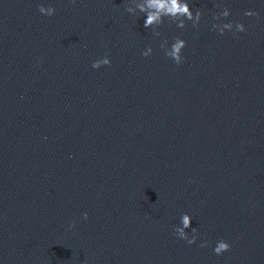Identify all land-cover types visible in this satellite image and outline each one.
Here are the masks:
<instances>
[{
  "label": "water",
  "instance_id": "1",
  "mask_svg": "<svg viewBox=\"0 0 264 264\" xmlns=\"http://www.w3.org/2000/svg\"><path fill=\"white\" fill-rule=\"evenodd\" d=\"M127 3L0 0V262L264 264V3L191 0L159 37Z\"/></svg>",
  "mask_w": 264,
  "mask_h": 264
},
{
  "label": "clouds",
  "instance_id": "2",
  "mask_svg": "<svg viewBox=\"0 0 264 264\" xmlns=\"http://www.w3.org/2000/svg\"><path fill=\"white\" fill-rule=\"evenodd\" d=\"M264 3V0H260ZM191 0H128L126 11L127 13L134 14L139 12L143 14V26L147 29H151L154 36L159 37L161 35L159 26L162 25L165 20L174 23L178 28H183L186 21H191L195 27L198 25L203 13L199 8L193 10L190 6ZM38 10L42 15L52 16L55 14V7L48 3L38 4ZM231 15V10L225 6L221 11L213 15V20H220L222 17L225 21L222 23H213L212 28L219 32L221 35L228 31L243 32L245 31V24L240 21L233 22L227 20ZM245 16H257L259 15L253 9H246ZM186 46V41L181 37H175L171 43L167 39L162 40L160 47L164 51V55L170 58L175 64L179 65L184 60L183 49ZM152 47L146 46L142 50L143 56H149L152 54ZM111 63L110 58L107 55L99 57L92 61V68H99L102 65H109ZM87 219V212L82 214ZM191 215L187 212L182 213L179 217V223L174 226L173 234L178 238L185 240L188 244H194L197 241V230L192 228L191 232L185 231L190 227ZM71 227V225H70ZM208 241L203 240L200 243L201 247L207 246ZM231 247V244L225 239H218L215 241L212 251L216 255H221ZM2 264V262H0Z\"/></svg>",
  "mask_w": 264,
  "mask_h": 264
}]
</instances>
